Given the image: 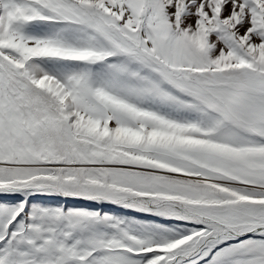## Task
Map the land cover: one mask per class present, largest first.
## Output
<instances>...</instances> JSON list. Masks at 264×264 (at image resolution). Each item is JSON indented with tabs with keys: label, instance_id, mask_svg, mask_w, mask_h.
I'll list each match as a JSON object with an SVG mask.
<instances>
[{
	"label": "snow or ice",
	"instance_id": "obj_1",
	"mask_svg": "<svg viewBox=\"0 0 264 264\" xmlns=\"http://www.w3.org/2000/svg\"><path fill=\"white\" fill-rule=\"evenodd\" d=\"M0 264H264V0H0Z\"/></svg>",
	"mask_w": 264,
	"mask_h": 264
}]
</instances>
